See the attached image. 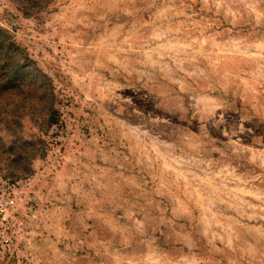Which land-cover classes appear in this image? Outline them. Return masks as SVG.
<instances>
[{"label": "rangeland", "instance_id": "obj_1", "mask_svg": "<svg viewBox=\"0 0 264 264\" xmlns=\"http://www.w3.org/2000/svg\"><path fill=\"white\" fill-rule=\"evenodd\" d=\"M0 26L29 95L0 81V264H264V0H0Z\"/></svg>", "mask_w": 264, "mask_h": 264}, {"label": "trees", "instance_id": "obj_2", "mask_svg": "<svg viewBox=\"0 0 264 264\" xmlns=\"http://www.w3.org/2000/svg\"><path fill=\"white\" fill-rule=\"evenodd\" d=\"M6 35L4 28L0 26V70L3 72V76L9 74L6 78L0 77L1 85L8 91V94H13L21 97H29L26 93L17 89L16 87L21 85L23 75L21 74V65L18 58H15L14 54H9L12 49L16 48L17 45L13 41H6ZM11 69V70H10ZM20 98V97H19ZM58 111L56 109L50 114V124L57 122Z\"/></svg>", "mask_w": 264, "mask_h": 264}]
</instances>
